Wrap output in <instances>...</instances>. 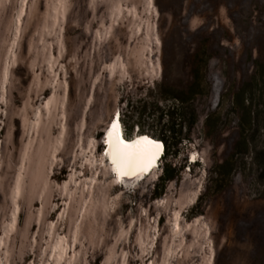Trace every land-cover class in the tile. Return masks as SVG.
Wrapping results in <instances>:
<instances>
[{
	"label": "rangeland",
	"instance_id": "obj_1",
	"mask_svg": "<svg viewBox=\"0 0 264 264\" xmlns=\"http://www.w3.org/2000/svg\"><path fill=\"white\" fill-rule=\"evenodd\" d=\"M93 4L98 7L92 27L102 38L115 27L128 35L107 43L109 57L101 65L109 70L110 82L100 80L95 93L104 72L94 73L85 56L59 46L62 54L51 52L39 66H30V91L8 106L11 119L22 112L29 121L26 134L5 153L15 163L17 182L9 223L20 222L27 201L38 206L42 200L54 213L42 234L34 232L31 251L20 253L25 264H63L61 239L68 235L74 249L92 244L93 231L83 216L91 185L101 187V196L107 192L105 209L117 220L121 237L115 258L124 255L122 264L138 248L145 261L152 257L157 241L151 242L152 233L162 235L160 255L172 251L171 227L180 231L181 219L196 234L212 237L208 264H264V0ZM169 110L184 149L192 144L186 171L196 161L194 169L205 173L198 191L188 197L158 195L163 200L139 224L135 203L143 195L142 179L129 186L114 179L105 149L100 151L107 144L105 128L119 114L122 128L133 125L136 135L141 115L148 128L154 116L172 119ZM98 117L104 118L96 122ZM170 158L163 157L159 169ZM44 176L57 179L54 186L42 185ZM30 218L34 221L33 213ZM4 227L0 264H16L18 245ZM44 236L48 240L39 242Z\"/></svg>",
	"mask_w": 264,
	"mask_h": 264
},
{
	"label": "trees",
	"instance_id": "obj_2",
	"mask_svg": "<svg viewBox=\"0 0 264 264\" xmlns=\"http://www.w3.org/2000/svg\"><path fill=\"white\" fill-rule=\"evenodd\" d=\"M97 7L98 4H93V0H0V225H6L2 228L3 233L5 232L18 245L19 259L16 264H25L24 257L20 253L31 251L34 232L42 234L44 228L48 227L52 206L46 207L41 200L39 208L38 202L31 204L27 201L20 222L9 223L12 221L15 207L17 182L12 172L14 161L11 158H5V153L9 148H14L15 140L26 134L29 121H24L22 112L11 119L12 112L8 106L13 104V99L16 101L25 98L30 91H28L29 83L27 82V72L30 66L32 64L39 66L44 61L43 56L47 58L51 52L55 55L62 54V48L59 46L64 48L66 45V53L72 49L77 56H85L87 64L94 65V73L104 72L94 86L95 93L100 86V80L110 82L109 70L101 65L103 64L101 59L109 57L107 43L111 38L119 41L125 40L128 35L115 27L113 32L102 38L92 27ZM93 79L95 78L88 80L90 89ZM168 114L172 116V119L163 122L164 114L154 116L151 127L148 128L145 125L144 116L141 115L139 121H136L139 126L138 134H149L150 137L163 142L165 145L163 157L171 156L161 169L158 166L150 175L141 180L139 191L143 195H140L135 203L140 213L139 224L145 221L150 209L156 205L157 201L163 200L158 199V195L170 193L172 199L176 197H174L175 194L177 197L183 195L188 197L198 191L203 173H205V171L199 173L194 169L196 161L190 163V169L186 171L187 155L192 144L184 149L181 140L176 135V120L173 112L169 110ZM103 118L98 117L96 122H101ZM121 118L123 119L122 115ZM123 121L125 123L124 119ZM132 128L133 125H126L123 128L126 140L137 136V134L132 135ZM99 138L103 146L101 142L104 140L103 132L100 133ZM104 149L105 147H102L100 151L103 152ZM199 154L202 156L201 152ZM181 157L182 160H180ZM179 161H182V164H179ZM227 165L230 167L231 163L227 162ZM55 181L57 179L44 176L42 185L51 187L54 186ZM106 196L107 192L101 196L100 186L92 187L91 185V188L86 191L83 216L88 218L87 224L91 225L94 240L93 236H90L92 244L87 243L83 249L77 244L74 249L70 235L61 239L65 248L64 254L61 255L63 264H110L113 260V264H122L124 255L118 253V257L115 258L121 241L119 225L105 209ZM55 197L59 199L60 195ZM200 212V214L204 213V211ZM32 213L34 221L30 218ZM38 219L40 222L37 230ZM156 220H159L157 216ZM179 223L180 231H175L173 224L171 227L168 240L173 246L172 251L160 255L158 249L162 242V235L152 233L149 236L151 242L157 238L152 257L145 261L143 257L141 258L142 255L138 248L130 253L124 264H208L212 258V245L207 243V240L212 237H206L204 232L196 234V228L186 226L183 219L178 221ZM155 227L161 230L160 226L155 225ZM38 239L39 242H43V239L48 240L45 236L38 237ZM202 245L205 246L204 250ZM180 248L181 251H179ZM216 253H218V248Z\"/></svg>",
	"mask_w": 264,
	"mask_h": 264
},
{
	"label": "bare ground",
	"instance_id": "obj_3",
	"mask_svg": "<svg viewBox=\"0 0 264 264\" xmlns=\"http://www.w3.org/2000/svg\"><path fill=\"white\" fill-rule=\"evenodd\" d=\"M116 116V118H115ZM112 120L109 121V124L107 128L105 129V139L107 140L106 144V150L104 152V156L107 158L106 160L110 164V171L114 177V179L118 183H124L126 185H130V183H135L148 175L151 174V172L158 168L160 160L163 157V151L165 148V145L163 142L158 141L150 135L146 134H138L137 136H133L134 138L130 140H126L124 138V132H123V125L121 124L119 115L115 114ZM116 125V128H113V125ZM119 135L120 139H122L126 144H130L134 141L141 140L142 138L146 137L148 140L153 142V145H159V148L156 149L154 147L151 148V151L138 163L132 164V165H125L122 167H118L116 164H113V146L115 143V136ZM151 147V146H150ZM150 160V163L148 162Z\"/></svg>",
	"mask_w": 264,
	"mask_h": 264
},
{
	"label": "snow or ice",
	"instance_id": "obj_4",
	"mask_svg": "<svg viewBox=\"0 0 264 264\" xmlns=\"http://www.w3.org/2000/svg\"><path fill=\"white\" fill-rule=\"evenodd\" d=\"M116 127L114 124L113 128ZM114 140L115 143L112 152L113 164H116L118 167L138 163L151 151L152 147L159 148V145H153V142L146 137L126 144L117 134ZM148 162L150 163V160Z\"/></svg>",
	"mask_w": 264,
	"mask_h": 264
},
{
	"label": "water",
	"instance_id": "obj_5",
	"mask_svg": "<svg viewBox=\"0 0 264 264\" xmlns=\"http://www.w3.org/2000/svg\"><path fill=\"white\" fill-rule=\"evenodd\" d=\"M108 124H109V122H108ZM108 124H107V126H108ZM107 126H106V128H107ZM106 128H105V129H106ZM137 133H138V132H137ZM139 134H140V133H139Z\"/></svg>",
	"mask_w": 264,
	"mask_h": 264
}]
</instances>
